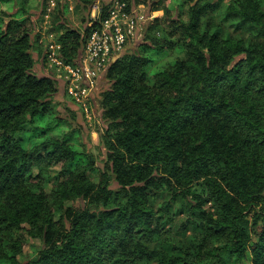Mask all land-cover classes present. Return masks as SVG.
<instances>
[{
  "label": "trees",
  "instance_id": "trees-1",
  "mask_svg": "<svg viewBox=\"0 0 264 264\" xmlns=\"http://www.w3.org/2000/svg\"><path fill=\"white\" fill-rule=\"evenodd\" d=\"M193 2H185L188 22L171 21V33L188 40L184 58L155 71L152 55L164 47L151 42L108 70L116 132L105 144L126 200L107 208L106 181L95 211L67 206L93 197L92 167L52 113L55 81L32 72L34 22L22 12H5L7 22L0 16V263L264 264L261 1ZM101 9L85 37L60 24L67 63L107 16L108 7ZM158 180L172 187L173 201L156 209ZM173 203L186 216L179 226ZM24 232L44 244L34 257L24 255ZM156 236L159 250L147 244Z\"/></svg>",
  "mask_w": 264,
  "mask_h": 264
},
{
  "label": "rangeland",
  "instance_id": "rangeland-1",
  "mask_svg": "<svg viewBox=\"0 0 264 264\" xmlns=\"http://www.w3.org/2000/svg\"><path fill=\"white\" fill-rule=\"evenodd\" d=\"M110 0H9L8 2H0V16L7 22L10 14L24 13L23 16H29L34 22L33 35L38 38L34 47L38 50H32V55L36 61L32 72L38 77H49L55 81V93L48 100L52 102V113L57 116L61 123L68 130V134L75 138V144L78 149L87 155L90 161L91 171L87 175L94 184V195L92 198L74 199L67 203L69 208L78 209H95L103 208L102 202L104 194L101 190L102 185L107 181V190L110 192L108 197L107 208H113L118 204L125 202V193L118 180V175L114 170V160L110 158L109 150L105 144V138L113 136L116 132L113 120L109 117L107 109L111 107L109 91L113 81L108 78V70L121 57L142 52V46L149 45L151 42H158L164 49L161 53L152 55L155 60L153 69L155 71L168 67L176 59L185 57V42L179 40L180 33H171L175 29L171 21L178 19L184 22L189 21L188 4L186 0H140L135 6V16L139 21V29L141 32L132 43L126 47L123 53L101 72L96 74H87L84 72L82 83L78 88L71 84V78L67 72L54 65L50 67L49 61H41V57L49 51V43H59V37L62 30L59 27L63 21L66 26L78 30L82 37L87 36L86 29L98 20L101 6L107 5ZM261 1V12L264 13V0ZM54 2L55 5L51 3ZM99 2V5H97ZM201 2L194 0L193 5ZM95 5L99 8L95 9ZM61 6H65L64 14L61 13ZM26 13V14H25ZM20 15V16H21ZM21 16V17H23ZM224 16V9L211 15L215 22H220ZM19 17V15H18ZM63 18V20H62ZM172 19V20H171ZM158 20V21H157ZM93 30V29H92ZM228 32H234V28L227 29ZM240 36V32L237 34ZM88 39L81 44L78 54L73 58V65H77L85 56ZM34 48V49H35ZM40 50V51H39ZM59 50V52L61 51ZM42 55V56H41ZM40 56V57H39ZM65 61V60H64ZM66 62V61H65ZM42 63V64H41ZM74 68V67H73ZM153 75V74H151ZM150 75V76H151ZM153 77H150L152 82ZM38 141V138L35 142ZM33 142L32 144H34ZM60 171L59 166L46 171L48 176H54ZM53 182L47 186V190H51ZM154 206L156 209L161 208L165 203L173 201V189L166 183L157 182L154 188ZM90 206H92L90 208ZM181 206L179 203H173L169 212L177 221L179 226L184 220L185 215H180ZM64 220V219H63ZM62 220V221H63ZM67 220V219H65ZM191 234V229L187 236ZM24 239V255L26 257L36 256L43 248L44 244L39 239H34L23 233ZM178 239H183L181 236ZM161 240L155 237L150 239L147 244L152 248L159 250L162 247ZM23 258V257H20ZM5 264V263H0Z\"/></svg>",
  "mask_w": 264,
  "mask_h": 264
},
{
  "label": "built area",
  "instance_id": "built-area-1",
  "mask_svg": "<svg viewBox=\"0 0 264 264\" xmlns=\"http://www.w3.org/2000/svg\"><path fill=\"white\" fill-rule=\"evenodd\" d=\"M55 5L54 2L51 3ZM132 5V6H131ZM127 0H110L107 16L92 30L88 37V45L84 58L77 65L64 61L59 43H49V51L46 52L50 67L54 65L63 68L71 78V84L78 88L79 83L86 80L84 72L96 74L106 68L111 60L121 55L133 40L140 35L139 21L135 16L134 2ZM99 8L95 6V9ZM102 9H100V12ZM97 22V20H96ZM95 22L92 23L94 25ZM91 25V26H92ZM74 67V68H73Z\"/></svg>",
  "mask_w": 264,
  "mask_h": 264
},
{
  "label": "crops",
  "instance_id": "crops-1",
  "mask_svg": "<svg viewBox=\"0 0 264 264\" xmlns=\"http://www.w3.org/2000/svg\"><path fill=\"white\" fill-rule=\"evenodd\" d=\"M97 5H99V2H98V4ZM96 6V5H95ZM66 7L65 6H61V9L63 10V9H65ZM61 23H63V21L62 22H60V24Z\"/></svg>",
  "mask_w": 264,
  "mask_h": 264
}]
</instances>
